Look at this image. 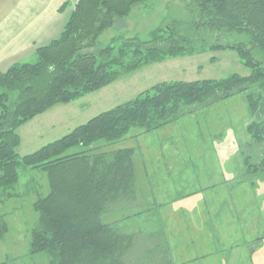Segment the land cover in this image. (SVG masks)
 <instances>
[{
	"label": "trees",
	"instance_id": "obj_1",
	"mask_svg": "<svg viewBox=\"0 0 264 264\" xmlns=\"http://www.w3.org/2000/svg\"><path fill=\"white\" fill-rule=\"evenodd\" d=\"M144 1L77 0L60 35L34 51V64L0 72V198L16 197L10 190L19 182L20 167L46 175L48 192L32 204L37 221L30 231L29 254H45L48 264L166 262L167 249L159 247L157 237H134L102 223L113 206L134 199V152H93L94 143H115L132 128L157 130L186 108L243 95L251 119L245 127L251 153L264 151V0H192L185 27L173 22L155 30L147 42L130 39L117 48L87 52L115 20ZM221 52L236 54L249 75L158 83L30 155L16 153L17 130L54 106L77 101L151 64ZM77 147L81 150L67 154ZM252 159L249 153L243 158L247 173L264 170V156L258 163ZM6 232L0 214V240Z\"/></svg>",
	"mask_w": 264,
	"mask_h": 264
},
{
	"label": "rangeland",
	"instance_id": "obj_2",
	"mask_svg": "<svg viewBox=\"0 0 264 264\" xmlns=\"http://www.w3.org/2000/svg\"><path fill=\"white\" fill-rule=\"evenodd\" d=\"M11 1L0 0V20L3 4ZM191 2L146 0L126 18L115 20L87 52L117 48L130 39L147 42L155 30L173 22L184 26L190 20ZM212 57L215 63H210ZM35 62L33 56L21 64ZM249 73L232 52L167 59L142 67L77 101L54 106L20 127L16 153L30 155L158 83L218 80L231 74L246 77ZM181 113L157 130L132 128L115 143L99 141L90 147L108 154L121 149L134 152V199L113 206L102 215V223L125 234L139 233L135 236L161 232L164 226L169 234L177 232L173 240L180 247L164 250L165 264H264V170L247 173L243 166L247 153L252 154V163H258L264 151L258 148L251 153V138L245 130L251 119L243 95L194 105ZM80 150L72 148L67 154ZM18 173L19 182L10 190L16 197L0 198V214L7 226L0 240V264H48L45 254H29L30 231L37 221L32 204L47 194V178L30 168L20 167ZM168 214L175 218L170 224L162 221ZM197 217H202L199 230L194 222ZM193 232L200 238V248Z\"/></svg>",
	"mask_w": 264,
	"mask_h": 264
},
{
	"label": "crops",
	"instance_id": "obj_3",
	"mask_svg": "<svg viewBox=\"0 0 264 264\" xmlns=\"http://www.w3.org/2000/svg\"><path fill=\"white\" fill-rule=\"evenodd\" d=\"M76 1L12 0L9 5L3 4L1 11L3 17L0 20V72H6L15 64L30 61V58L32 60L37 48L56 39L67 22ZM64 4L67 6L60 12L59 9ZM162 221L170 224L175 221V218L168 214L164 215ZM194 222L199 230L198 224L202 222V217L195 218ZM169 233L164 226V230L161 232L148 231L142 233L140 237H157L159 247L176 251L180 247L179 243L173 240V237H177V232ZM134 234L132 235L136 237ZM197 238L200 239L198 234H195V245L200 248L202 244L197 243Z\"/></svg>",
	"mask_w": 264,
	"mask_h": 264
}]
</instances>
